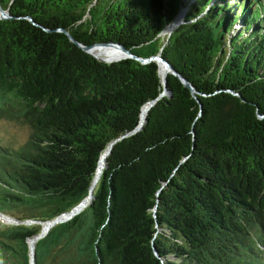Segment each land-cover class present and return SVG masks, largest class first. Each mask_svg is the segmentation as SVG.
Masks as SVG:
<instances>
[{"label": "trees", "instance_id": "16d2710c", "mask_svg": "<svg viewBox=\"0 0 264 264\" xmlns=\"http://www.w3.org/2000/svg\"><path fill=\"white\" fill-rule=\"evenodd\" d=\"M185 2L0 0L83 44L162 50L199 92L168 76L172 98L114 145L91 203L36 240V264H264V0ZM160 92L154 62L102 64L0 21V119L28 127L22 146L0 142V264H31L29 239L88 197L107 145Z\"/></svg>", "mask_w": 264, "mask_h": 264}, {"label": "water", "instance_id": "95a60500", "mask_svg": "<svg viewBox=\"0 0 264 264\" xmlns=\"http://www.w3.org/2000/svg\"><path fill=\"white\" fill-rule=\"evenodd\" d=\"M187 10L188 7H184L179 9L177 15L175 16V18H173L172 22L170 24H168L166 27H164V29L162 30L161 34L162 36H166L168 35V37L171 36L174 28L177 26H179L180 24H182V22H184V19L186 18V14H187ZM180 17V18H179ZM13 19H25L28 22H30L32 25L34 26H38L40 28L43 29V31L47 32V33H53V32H58V33H63L67 36V38L69 39V41L73 44H75L82 52H84L85 54L91 56L92 58H94L97 62L102 63V64H106V65H111L126 59H131V60H135L140 62L141 64H149L151 62H154L157 64L158 67V74L161 80V92L159 93V95L157 97H155L154 99L150 100L149 102H147L145 105H143L140 109V114H139V123L138 125L131 130L130 132L120 136L119 138L111 141L108 145L107 148L105 149V151L101 154L100 158H99V162L100 159L102 157V155H106V159H105V163L103 166V169H105L107 167V158L109 157V155L112 153V150L114 148V145L125 139L126 137L132 136L134 134H137L138 132L142 131L145 124L147 123L148 119V113L149 111L163 98H168L171 99L173 96V92L172 90H170L169 88V82H168V76L169 75H173L176 76L181 82L182 84L188 88L192 94V96L194 98H196V95L199 94V92L191 85V83L182 75L180 74L175 67L166 59L162 56V50H160L159 53H157L156 55H152L150 57L144 58L141 56H138L136 54H134L131 50H129L127 47H125L123 44L119 43V42H114V41H107V42H95L93 44H83L82 42H80L79 40H77L67 29L65 28H57V29H51V28H46L40 24H38L32 16L30 15H25L22 17H15L10 13L9 8H3L1 3H0V21H6V20H13ZM181 19V20H179ZM176 27V28H177ZM167 32H169L167 34ZM117 48L121 55L119 57L116 58H111V59H102L99 58L97 56H95L92 51L95 49H102V48ZM164 68V70L162 69ZM162 71H164V74L162 75ZM238 96V94H235ZM199 102V100H198ZM146 108L145 110V114L143 115V109ZM201 115V112H199V116ZM260 118H263V116H260ZM193 135H194V131H192ZM185 160V159H184ZM183 160V161H184ZM99 162H98V167H99ZM97 167V170H98ZM103 171H99L100 176L99 179L95 185V177L97 176V172L95 174V177L92 181V184L90 186V192L89 195L86 199H84L78 206H76L75 208H73L70 212L65 213L61 216H59L58 218H56L55 220L43 223V228H42V232L37 235L34 236L32 238L29 239V244H30V251H31V264H36V260H35V243H33V245H31V241H35L39 238H42L43 236H45L47 234V232L56 224L61 223V222H65L66 220L72 218L74 215L78 214L79 212H81L86 206H88L91 201L94 198V189L96 188L101 175H102ZM155 212V210H154ZM156 216V215H155ZM48 225L47 231H44V226ZM155 254L156 251H155Z\"/></svg>", "mask_w": 264, "mask_h": 264}, {"label": "rangeland", "instance_id": "374dc122", "mask_svg": "<svg viewBox=\"0 0 264 264\" xmlns=\"http://www.w3.org/2000/svg\"><path fill=\"white\" fill-rule=\"evenodd\" d=\"M194 0H186V4ZM168 34V33H167ZM28 136V127L21 121H9L5 118L0 119V142L4 145L14 144L16 146H22L26 142ZM3 219L8 222V219L0 217V222Z\"/></svg>", "mask_w": 264, "mask_h": 264}, {"label": "bare ground", "instance_id": "6f19581e", "mask_svg": "<svg viewBox=\"0 0 264 264\" xmlns=\"http://www.w3.org/2000/svg\"><path fill=\"white\" fill-rule=\"evenodd\" d=\"M180 18V17H179ZM181 20V19H179ZM177 27V26H176ZM175 27V28H176ZM174 28V29H175ZM169 33V32H167ZM92 53L102 59H111V58H116L119 57L121 55L120 51L117 48H102V49H95L92 51ZM164 70V68H162ZM164 74V71H162V75ZM145 110L146 108L143 109V115L145 114ZM105 159H106V155H102L100 162H99V168H98V172H97V176L95 177V185L99 179L100 173L99 171H103V166L105 163ZM48 225L44 226V231H47ZM33 243H35V241H31V245H33Z\"/></svg>", "mask_w": 264, "mask_h": 264}]
</instances>
